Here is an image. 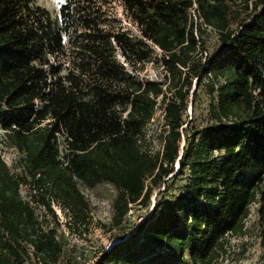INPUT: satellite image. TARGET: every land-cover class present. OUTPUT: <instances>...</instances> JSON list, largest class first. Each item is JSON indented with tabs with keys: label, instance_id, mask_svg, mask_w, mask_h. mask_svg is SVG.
Returning <instances> with one entry per match:
<instances>
[{
	"label": "trees",
	"instance_id": "1",
	"mask_svg": "<svg viewBox=\"0 0 264 264\" xmlns=\"http://www.w3.org/2000/svg\"><path fill=\"white\" fill-rule=\"evenodd\" d=\"M207 28L220 48L203 55ZM152 61L162 79H140ZM193 80L210 96L198 127L184 119ZM158 106L153 152L145 142ZM0 129L20 152V172L0 156V264H75L21 185L85 230L80 185L117 189L118 226L184 173L182 193L158 200L92 264H218L253 204L264 217V0H62L54 16L35 0H0ZM259 238L264 264L263 223Z\"/></svg>",
	"mask_w": 264,
	"mask_h": 264
},
{
	"label": "rangeland",
	"instance_id": "2",
	"mask_svg": "<svg viewBox=\"0 0 264 264\" xmlns=\"http://www.w3.org/2000/svg\"><path fill=\"white\" fill-rule=\"evenodd\" d=\"M35 1L37 4L48 9L54 16L62 0ZM113 11L122 20L123 26L129 28L133 34L137 33V29L125 18L119 4L116 3L114 5ZM202 37L205 49L203 55L220 48V43L214 30L207 28ZM155 51L160 55L161 51L159 49L156 48ZM120 60L122 61V58ZM126 67L129 68L128 66ZM136 75L143 80L159 81L163 77L161 63L156 61L146 63L141 70L136 72ZM203 85L202 83L198 84L195 80L192 81L188 94V107L184 114V119L189 123V126L198 127L209 122L208 103L210 96L207 93V86ZM163 124L162 106H158L152 119L147 124L145 146L150 151L156 152L161 150L162 142L159 133ZM0 156L14 172H20V152L4 141L1 129ZM175 170H177V165L175 166ZM186 175L187 173H184L174 179H169L167 181V191H162L163 187L153 189L148 206L132 205L118 226H114L111 223L113 213L112 200L117 193V189L112 184L105 182L99 183L92 188L80 185V189L89 204L90 218L85 226V230L82 225H74L73 228L69 229L65 224V221L69 219L65 212L66 210L58 203L51 204L54 211V214H51L44 206L32 200L30 198L32 190L28 185H21L20 194L24 199L30 201L35 214L40 220L44 217L48 225L57 227V234L63 242V248L69 250V255L75 264H92L100 257L102 249L107 250L114 242L118 241L119 237H123L129 231L135 229L136 225L142 221L141 219L150 214L153 204L158 200L163 199L167 201L172 195L182 193L185 189ZM56 219L58 220V225L56 224ZM262 223L264 224V217L261 218L259 216L257 204H253L245 221V233L230 239L228 252L218 264H259V257L263 252L259 243V232ZM30 263L37 264L33 259ZM30 263L26 262L25 264Z\"/></svg>",
	"mask_w": 264,
	"mask_h": 264
},
{
	"label": "water",
	"instance_id": "3",
	"mask_svg": "<svg viewBox=\"0 0 264 264\" xmlns=\"http://www.w3.org/2000/svg\"><path fill=\"white\" fill-rule=\"evenodd\" d=\"M116 242H117V241H116ZM114 243H115V242H114ZM114 243H113V244H114Z\"/></svg>",
	"mask_w": 264,
	"mask_h": 264
}]
</instances>
